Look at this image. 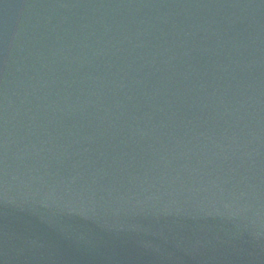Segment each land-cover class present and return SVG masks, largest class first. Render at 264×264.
I'll return each instance as SVG.
<instances>
[{
	"label": "water",
	"instance_id": "1",
	"mask_svg": "<svg viewBox=\"0 0 264 264\" xmlns=\"http://www.w3.org/2000/svg\"><path fill=\"white\" fill-rule=\"evenodd\" d=\"M0 264H264V0H0Z\"/></svg>",
	"mask_w": 264,
	"mask_h": 264
}]
</instances>
